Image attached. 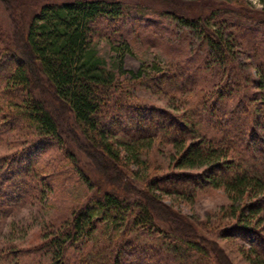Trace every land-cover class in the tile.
I'll return each instance as SVG.
<instances>
[{
  "label": "trees",
  "instance_id": "16d2710c",
  "mask_svg": "<svg viewBox=\"0 0 264 264\" xmlns=\"http://www.w3.org/2000/svg\"><path fill=\"white\" fill-rule=\"evenodd\" d=\"M246 1L222 0L195 17L164 10L201 35L206 56L197 65L150 64L125 79L121 63L111 70L96 46L122 38L112 49L128 48L124 31L142 16L122 1L0 0L7 16L5 25L0 20V134L32 128L59 146L77 177L95 184L38 247H49L51 264H233L220 240L248 264H264V0L259 9ZM240 53L248 70L237 63ZM145 79L153 93L169 95L168 105L130 93L127 82L147 86ZM43 92L62 107V124ZM41 140L34 138L37 148ZM156 140L164 145L158 166ZM35 157L0 158V216L42 198L49 174L18 176L30 173ZM216 189L229 203L214 223L174 207ZM102 219L113 233L93 237Z\"/></svg>",
  "mask_w": 264,
  "mask_h": 264
},
{
  "label": "rangeland",
  "instance_id": "374dc122",
  "mask_svg": "<svg viewBox=\"0 0 264 264\" xmlns=\"http://www.w3.org/2000/svg\"><path fill=\"white\" fill-rule=\"evenodd\" d=\"M120 1L131 13L138 12V16H142L138 21L139 24H136L131 30L124 31L128 48L123 52L124 49H118L117 51L112 49V44H118L122 38L111 43L103 38L96 41L98 52L106 60V65L111 70L118 72V64L121 63L123 72L117 73L120 78L129 79L131 76L128 71L136 72L141 67L145 69L150 64L162 67L175 63L197 65L198 60L206 56V46L201 41V35L197 31H190L188 26L179 23V19L176 17L161 12L175 10V7H177L179 11L184 12L188 17H195L200 13H207L206 11L211 6L212 8L217 7L222 0ZM16 2L30 5L31 3L40 2V0H16ZM246 2L254 9H259L262 6L260 0H247ZM141 11L143 15H139ZM5 13L0 7V20L4 25L7 22ZM30 13H32V10L29 9L28 14ZM127 28H129V24H127ZM127 28L124 27L123 30ZM113 33L117 35L116 31ZM261 45H264V42ZM235 56L238 59L237 63L248 70L247 59L241 53ZM142 72L145 73V71ZM167 80L175 81L176 78ZM144 81L147 86L145 83L139 84L131 80L127 82L130 86V93H134L136 97L145 99L148 103L157 106L165 107L169 104L168 98L170 99V97L165 91L159 90L153 93L147 80ZM43 86L46 89V86ZM43 94L45 99H42V102L45 106L53 108L56 118L62 124V107L48 96V93L43 92ZM124 122L122 121V123ZM116 123L118 124V122ZM29 132L20 129L8 132L5 135L0 134V158L10 155L20 160L29 157L32 159L37 155L33 159L34 166L30 173L27 174V171L26 174H19L18 176L42 177L41 175L49 174V177H45V181L49 184L46 185L41 199L28 200L20 203L17 207L7 209L3 215L1 214L0 264H51L49 247L40 249L38 247L42 244L45 236L49 238L57 232L60 225L69 218L73 208L86 200L91 192L90 187L95 188V184H92V186L87 185L74 174L69 160L56 143L49 138L36 137L32 128L29 129ZM34 138H38V141L42 139L41 143L44 144L42 148H37L34 144ZM155 143L156 149L153 160L158 166L159 161H162L164 145L157 140ZM79 156L82 162L86 160L84 156ZM85 169L87 168L85 167ZM1 171L8 172L4 169ZM92 180L97 185L103 184L106 186L103 177L102 182H98L95 177H92ZM186 183L190 184L192 181L189 180ZM228 203L229 201L222 189L197 190L189 203L185 201L176 202L174 207L191 217V219L209 224L215 222L221 207ZM206 227H209V225ZM207 231L210 230L207 229ZM112 233V225L110 227L108 221L102 219L93 231V237H109ZM220 243H222L233 264H248L235 245L221 240Z\"/></svg>",
  "mask_w": 264,
  "mask_h": 264
}]
</instances>
